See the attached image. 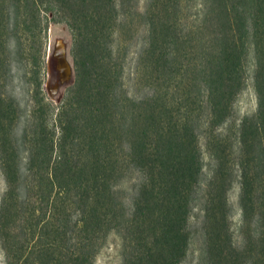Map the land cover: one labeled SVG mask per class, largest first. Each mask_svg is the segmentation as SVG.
Listing matches in <instances>:
<instances>
[{
	"label": "trees",
	"instance_id": "1",
	"mask_svg": "<svg viewBox=\"0 0 264 264\" xmlns=\"http://www.w3.org/2000/svg\"><path fill=\"white\" fill-rule=\"evenodd\" d=\"M51 25L72 80L31 65L22 106L12 57ZM0 177L4 264H95L112 232L121 264H264V0H0Z\"/></svg>",
	"mask_w": 264,
	"mask_h": 264
},
{
	"label": "rangeland",
	"instance_id": "2",
	"mask_svg": "<svg viewBox=\"0 0 264 264\" xmlns=\"http://www.w3.org/2000/svg\"><path fill=\"white\" fill-rule=\"evenodd\" d=\"M143 1V0H141ZM61 42L64 47L65 60L70 70V79L64 83L57 86V71L56 63L53 59V51L55 45ZM70 34L66 27L63 25H51L47 32V38L44 44L41 42H29V40H24L23 51L18 55L12 57V71L14 73V78L12 81V87L18 102L24 105H30V96L32 84L35 81L32 75L31 65H38L40 67L39 79L42 81V89L51 99L58 101L64 89L68 84H70L73 75L72 61L69 55L70 49ZM58 62V59H57ZM133 64L132 55L127 59V68L131 67ZM249 78L247 81L246 89L240 94L235 102V123L244 117L252 115L256 109V98L253 89V83L251 78L252 65H249ZM53 90V92H52ZM46 95V96H47ZM204 161L206 164V169H208V157L204 154ZM3 182L0 177V194L3 191ZM239 187L234 185L228 195L229 203L233 206V215L231 217V228L236 234L239 224H240V211L237 207ZM121 240L119 236L115 233H110L106 238V241L96 256L95 264H121ZM197 263V253L196 247L192 246L188 256L183 264H196ZM0 264H4L3 255L0 252Z\"/></svg>",
	"mask_w": 264,
	"mask_h": 264
},
{
	"label": "bare ground",
	"instance_id": "3",
	"mask_svg": "<svg viewBox=\"0 0 264 264\" xmlns=\"http://www.w3.org/2000/svg\"><path fill=\"white\" fill-rule=\"evenodd\" d=\"M55 55L58 59V69L62 78H67L69 74V67L65 60L64 47L61 42H58L56 45Z\"/></svg>",
	"mask_w": 264,
	"mask_h": 264
},
{
	"label": "water",
	"instance_id": "4",
	"mask_svg": "<svg viewBox=\"0 0 264 264\" xmlns=\"http://www.w3.org/2000/svg\"><path fill=\"white\" fill-rule=\"evenodd\" d=\"M55 51H56V45H55V47H54V51H53V59L55 60V63H56V71H57V74H58V77H57V86L59 85V84H64V83H66L69 79H70V70H69V74H68V76H67V78H62V76H61V74H60V71H59V69H58V62H57V57H56V55H55ZM69 67V66H68ZM52 92H53V90H52Z\"/></svg>",
	"mask_w": 264,
	"mask_h": 264
}]
</instances>
